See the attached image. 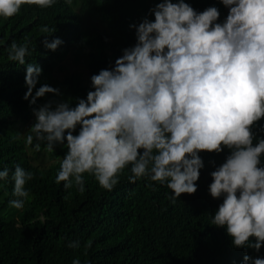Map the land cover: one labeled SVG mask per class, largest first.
I'll use <instances>...</instances> for the list:
<instances>
[{
	"label": "clouds",
	"instance_id": "9594fccd",
	"mask_svg": "<svg viewBox=\"0 0 264 264\" xmlns=\"http://www.w3.org/2000/svg\"><path fill=\"white\" fill-rule=\"evenodd\" d=\"M55 2L0 0V17L11 18L24 4L48 8ZM194 4L101 0L94 5L114 19L134 5L133 14L146 12L136 20V44L123 50L111 70L91 77L93 90L75 107L49 101L34 109L27 144L36 152L41 145L49 153L56 145L66 148L56 176L65 189L83 192L89 174L111 191L130 166V183L147 177L166 184L173 201L196 192L204 166L199 153L228 149L225 162L210 174L209 194L223 200L211 224L225 228L232 246L241 248V264H264V0H220L200 13ZM219 15L223 23H217ZM41 31L50 35L55 29ZM41 43L55 51L62 41ZM28 54L27 42H14L8 59L24 65ZM41 73L35 63L26 67L24 99L31 97L30 104L46 94L60 95L45 84L33 96ZM8 177L7 168L0 170V180ZM32 178V172L15 167L11 208H24L25 185ZM69 247L78 248L79 242Z\"/></svg>",
	"mask_w": 264,
	"mask_h": 264
},
{
	"label": "trees",
	"instance_id": "16d2710c",
	"mask_svg": "<svg viewBox=\"0 0 264 264\" xmlns=\"http://www.w3.org/2000/svg\"><path fill=\"white\" fill-rule=\"evenodd\" d=\"M100 1L56 0L48 8L24 4L11 18L0 17V170L9 171L8 179L0 180V264H73L77 259L80 264H241V248L232 246L225 228L211 224L223 200L210 196V174L225 162L228 149L199 153L204 166L196 192L173 201L166 184L147 177L130 183V166L111 191L89 174H84L83 192L65 189L56 176L66 148L56 145L49 153L41 145L36 152L27 144L34 109L49 101L75 107L93 90L91 77L111 70L123 50L136 44V20L146 12L133 14L134 5L114 19L105 9L92 8ZM216 1L194 0L193 9L203 12ZM217 23H223L220 15ZM44 27L55 31L49 35ZM45 38L62 44L50 51L41 43ZM14 42L28 43L24 65L8 59ZM31 63L42 69L33 96L45 84L59 89V96L46 94L35 104L29 103L31 97L24 99ZM78 132L79 127L73 135ZM16 166L33 174L23 209L9 206L16 199L11 179ZM73 241L78 248L69 247Z\"/></svg>",
	"mask_w": 264,
	"mask_h": 264
},
{
	"label": "rangeland",
	"instance_id": "374dc122",
	"mask_svg": "<svg viewBox=\"0 0 264 264\" xmlns=\"http://www.w3.org/2000/svg\"><path fill=\"white\" fill-rule=\"evenodd\" d=\"M67 63L70 64V65H72V68H74L76 66V64L75 65L71 64L72 63V60H68Z\"/></svg>",
	"mask_w": 264,
	"mask_h": 264
}]
</instances>
